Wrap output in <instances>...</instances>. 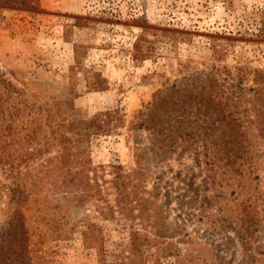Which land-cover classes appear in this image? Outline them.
I'll return each mask as SVG.
<instances>
[{
	"label": "rangeland",
	"instance_id": "374dc122",
	"mask_svg": "<svg viewBox=\"0 0 264 264\" xmlns=\"http://www.w3.org/2000/svg\"><path fill=\"white\" fill-rule=\"evenodd\" d=\"M0 264H264V0H0Z\"/></svg>",
	"mask_w": 264,
	"mask_h": 264
},
{
	"label": "trees",
	"instance_id": "16d2710c",
	"mask_svg": "<svg viewBox=\"0 0 264 264\" xmlns=\"http://www.w3.org/2000/svg\"><path fill=\"white\" fill-rule=\"evenodd\" d=\"M89 121H90V122H93V125H89V122H88V123H85V127H83V128L87 130V132L85 133L86 136L90 134V131H91V130H95L96 128L99 130V129L102 128V127L99 126V124L97 123L96 118L90 119ZM92 127H95V128H94V129H91ZM87 137H88V136H87ZM89 172H90V170L84 169L82 175H83L84 177H87V178L89 179Z\"/></svg>",
	"mask_w": 264,
	"mask_h": 264
}]
</instances>
